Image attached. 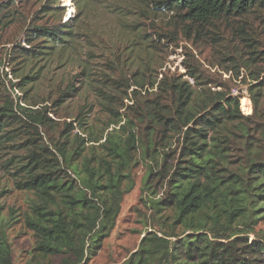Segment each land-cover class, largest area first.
Wrapping results in <instances>:
<instances>
[{"label": "trees", "instance_id": "1", "mask_svg": "<svg viewBox=\"0 0 264 264\" xmlns=\"http://www.w3.org/2000/svg\"><path fill=\"white\" fill-rule=\"evenodd\" d=\"M96 1L79 0V11H85L88 4ZM127 1L128 15L132 9L141 16L172 14L189 39L206 30L209 38L220 42L218 37L214 38L217 33L211 32L219 23L251 14L264 15V0ZM120 14L124 18V12ZM3 19L0 18V24ZM5 19L13 22V18ZM237 33V39L246 47L247 58L238 56L233 70L240 75L238 64L239 69H247L257 80L252 65L261 53L255 45L258 41L243 27ZM26 34L28 48L21 47V51L25 69L31 70L46 56L70 52L72 47L67 44L73 42L76 28L66 23L32 24ZM163 35L158 34L160 39ZM68 57L66 61L71 62L73 56ZM45 67H39L35 73L31 70L34 75L15 74L14 79L24 84L17 82L11 87L28 93L25 89L38 82ZM143 77L132 84L122 76L107 93L102 86L95 87L97 98L102 99L100 105L110 112L113 120L100 134L93 127L90 131L82 128H89L85 120L79 123L87 139L72 135L74 123H64L62 131L58 128L60 133L54 144L57 158L44 155L48 148L35 146L42 140L40 129L53 128L55 124L46 106L35 109L45 101L31 97L18 105L7 97L0 107V154L16 144L17 135L12 127L31 131L28 142L33 147L29 148L26 163H19L16 174L20 179L16 185L35 198L24 219L25 227L35 238V256L42 261L59 258L61 264H87L93 260L115 229L121 213L112 198L119 193L116 168L126 172L138 155L146 166L144 192H150L153 199L159 194L152 185L155 180L167 182L168 188L183 180L191 184L179 198L171 227L147 233L126 264H255L248 258L264 251V241L256 238L248 244V237L253 234V217H259L258 227L264 223V159L249 164L245 155L236 156L234 135L216 115L242 120L238 99L204 88V83H198L202 89H193L187 82L169 79L164 74L160 81L156 77L149 83ZM146 85L151 87L152 98L144 97L140 91ZM133 86L135 89L128 94ZM73 92L75 87L69 82L53 103L60 108ZM118 95L123 114L114 110ZM126 99L128 105H124ZM261 99L258 107L264 115ZM242 104L248 110L253 108L248 96ZM146 202L154 210V201ZM170 205L164 202L156 207L159 222L164 220ZM3 211L0 205V264H13L9 226L3 219ZM242 248L246 257L239 254Z\"/></svg>", "mask_w": 264, "mask_h": 264}, {"label": "rangeland", "instance_id": "2", "mask_svg": "<svg viewBox=\"0 0 264 264\" xmlns=\"http://www.w3.org/2000/svg\"><path fill=\"white\" fill-rule=\"evenodd\" d=\"M78 5L79 0H0V18H13V22L3 19L0 24V107L7 97L14 99L18 105L22 100L30 101L31 97L35 101L46 102L35 108L46 106L48 116L55 122L53 128L40 129L42 140H38L35 146L48 148L44 155L58 157L54 144L58 141V128L62 131L64 123H74L72 135H83L82 128L90 131L91 127L100 134L101 129L113 120L110 112L100 105L102 99L97 98L95 87L102 86L107 93L108 88L122 76L134 84L143 75L144 81L149 83L155 81L156 77L160 81L164 74L169 79L187 82L193 89L210 87L213 92L221 91L238 99L242 120L228 119L219 113L216 114L217 118H222L225 129H230L234 135V146L238 149L236 156L245 155L249 164L264 159V115L258 107V99L264 97V15L231 18L219 23L212 31L209 28V31L217 33L214 38L218 37L219 42L209 38L206 30L198 36L194 33L189 39L172 14L141 16L132 9L128 15L127 0H98L88 4L85 11H79ZM121 11L125 14L124 18ZM45 23L75 26V38L67 44L72 49L65 55L46 56L32 67L35 73L39 67L46 65L38 82L28 86L25 89L28 93H24L11 87L17 82L24 84L22 80L14 79L15 74L34 75L30 68L25 69L21 47L28 48L26 31L29 26ZM239 27L258 41L255 45L261 53L252 65L257 80L247 69H239L238 64L236 69L240 75L237 76L233 70L238 56L241 55L243 60L247 58L246 47L237 39ZM160 33L164 34L161 39L158 36ZM168 34L171 38L165 37ZM68 55L73 56L71 62L66 61ZM195 76L199 79L196 80ZM69 82H73L75 92L58 108L53 102L57 99V93L62 92ZM198 83L206 86L198 87ZM150 88L146 85L144 90H140L144 97H153L149 93L152 92ZM133 89L135 86L128 90V94ZM256 93H259V97H256ZM120 96L115 98L118 105L114 106V110L123 114L124 110L119 105L122 104ZM247 96L253 103L251 110L242 104ZM261 103L264 106V98ZM128 104V100H124V105ZM84 120L88 123L87 129L79 126ZM12 129L15 130L13 134L17 135L16 144L0 154V205L4 208L3 219L9 226L13 264H61L59 258L42 261L35 256V238L24 225L25 214L35 198L16 185L20 179L16 174L19 163H26L29 148L33 147L28 142L31 131L17 126ZM116 170L119 172L116 183L119 193L112 195V198L113 204L120 206L121 213L110 237L104 241L97 256L87 264H126L138 251L147 233L167 231L171 227L177 215L179 198L191 184V181L183 180L168 188L167 182L155 180L152 185L159 194L153 199L150 192H144L146 166L138 155L126 172L120 171L119 167ZM150 199L155 203L154 210L146 202ZM164 202L172 205L164 220L159 222L155 216L156 207ZM256 218L259 217H253V234L248 237V244L256 238L259 242L264 241V223L258 227ZM239 251L241 256L246 257L243 248ZM248 259L255 264H264V251L252 254Z\"/></svg>", "mask_w": 264, "mask_h": 264}]
</instances>
